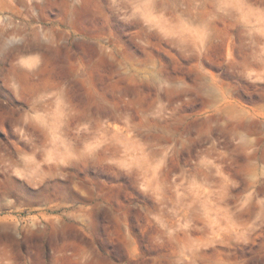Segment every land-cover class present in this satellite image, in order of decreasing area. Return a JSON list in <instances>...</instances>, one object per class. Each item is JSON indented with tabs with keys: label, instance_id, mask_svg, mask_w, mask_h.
I'll list each match as a JSON object with an SVG mask.
<instances>
[{
	"label": "rangeland",
	"instance_id": "1",
	"mask_svg": "<svg viewBox=\"0 0 264 264\" xmlns=\"http://www.w3.org/2000/svg\"><path fill=\"white\" fill-rule=\"evenodd\" d=\"M0 264H264V0H0Z\"/></svg>",
	"mask_w": 264,
	"mask_h": 264
}]
</instances>
